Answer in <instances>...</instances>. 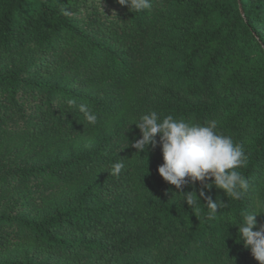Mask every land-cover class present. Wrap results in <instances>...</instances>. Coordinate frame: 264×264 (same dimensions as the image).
Listing matches in <instances>:
<instances>
[{
    "label": "trees",
    "instance_id": "1",
    "mask_svg": "<svg viewBox=\"0 0 264 264\" xmlns=\"http://www.w3.org/2000/svg\"><path fill=\"white\" fill-rule=\"evenodd\" d=\"M151 111L243 144L241 199L164 181L159 143L132 146ZM259 202L264 0H0V264H259L234 225Z\"/></svg>",
    "mask_w": 264,
    "mask_h": 264
},
{
    "label": "clouds",
    "instance_id": "2",
    "mask_svg": "<svg viewBox=\"0 0 264 264\" xmlns=\"http://www.w3.org/2000/svg\"><path fill=\"white\" fill-rule=\"evenodd\" d=\"M119 3L136 12L152 8V0H119ZM66 104L70 109H78L89 124L97 123L98 115L88 105L77 104L75 99H67ZM133 123L139 128L141 136L132 146L143 152L150 145L155 148L159 143L163 163L158 166V173L177 189L200 181L205 188L215 185L224 190L226 196L236 200L241 199L242 194L248 190L249 180L236 170L247 166L248 157L244 146L234 142L231 136L217 132L215 120L199 124L177 120L172 115L161 119L156 111H151ZM123 167V162L114 163L111 174L118 176ZM190 193H185L184 200L198 211V202ZM201 193L205 196L203 191ZM205 198L209 217H214L218 209L225 206L224 201ZM262 213L264 202H259L254 210L242 213L240 222L234 224L238 228L237 242L243 241L244 247L250 250L259 264H264V223L258 225L257 220V216Z\"/></svg>",
    "mask_w": 264,
    "mask_h": 264
}]
</instances>
